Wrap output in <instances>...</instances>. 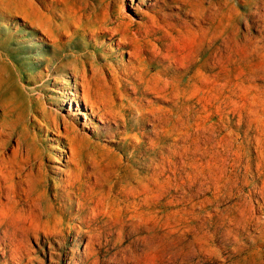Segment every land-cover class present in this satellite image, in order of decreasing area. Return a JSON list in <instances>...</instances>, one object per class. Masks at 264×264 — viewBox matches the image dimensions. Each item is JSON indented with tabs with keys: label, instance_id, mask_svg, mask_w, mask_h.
Instances as JSON below:
<instances>
[{
	"label": "rangeland",
	"instance_id": "rangeland-1",
	"mask_svg": "<svg viewBox=\"0 0 264 264\" xmlns=\"http://www.w3.org/2000/svg\"><path fill=\"white\" fill-rule=\"evenodd\" d=\"M198 1L211 23L213 35L218 36L219 30H224L223 43L218 39L211 49L221 47L224 58L220 61L215 56L210 58L206 72L201 61L207 54L199 53V60L188 75L190 83L181 87L179 116L165 119L159 156L153 154V136L150 140L136 138L142 143L133 147L129 141L124 144L123 134L96 139L90 132H82L91 121L86 120L89 111L83 108L78 113L77 104L70 101L73 80L65 77V72L50 77L67 81L69 87L62 90V95L55 92V86H44L45 97L65 102L45 106L61 116L77 113L78 130L87 139L74 147L72 163L82 168V175L73 191L79 190L111 219L98 223L101 242L96 249L100 253L98 264H106L107 255L114 253L129 256L132 264H143L144 251L159 250L175 252L180 264H264V0ZM124 2L133 15L136 9L145 10L144 3L138 0L133 1L132 8L130 0ZM39 3L0 0V8L13 11L9 17L16 23L12 26V22L0 18V39L7 33L11 47L19 48L18 67L24 71V80L36 71L46 75L43 66L25 62L27 57L39 53L27 51L36 44L28 20L41 14L39 18L58 24ZM54 9L65 13L61 4ZM235 31L240 34L237 45L233 42ZM166 41L178 67H187L191 51ZM2 65L0 145L6 142V156L11 155L19 139L29 144L33 152L43 150L49 156L45 163L54 172L50 175L55 177L56 169L64 168L69 150L55 141L54 136L25 126L26 93L22 87L29 88L26 83H17ZM36 94L33 93L34 97ZM162 106L167 108L169 104ZM4 111H8L7 116ZM84 112L85 119L80 115ZM125 114V122L132 128L134 113ZM121 128L118 127L120 132L125 131ZM126 132L139 137L137 130ZM156 161L160 162L158 188L153 180ZM89 174L94 177L90 179ZM144 177L141 185L139 180ZM51 187L53 193V183ZM75 235L74 230L65 228L60 237L47 235L44 239L41 235L38 242L31 241L33 254L30 253L27 264L73 263L77 259ZM3 262L0 252V264Z\"/></svg>",
	"mask_w": 264,
	"mask_h": 264
},
{
	"label": "bare ground",
	"instance_id": "bare-ground-1",
	"mask_svg": "<svg viewBox=\"0 0 264 264\" xmlns=\"http://www.w3.org/2000/svg\"><path fill=\"white\" fill-rule=\"evenodd\" d=\"M133 1L130 0V8ZM138 2L144 3L145 10L136 9L134 15L127 11L124 0H50L49 3H39L51 18L58 20V24L39 18L41 14L28 20L30 35L36 44L27 51L38 50L39 53L36 57H27L25 62L43 66L45 76L36 71L24 80V71L18 67L21 66L19 48L11 47L7 33L0 39V63L17 83H26L29 88L22 87L26 93L23 99L27 118L25 113L24 118L28 124L25 126L54 136L55 141L69 150L64 168H57L53 177L50 175L53 170L45 163L49 156L43 150L33 152L29 144L19 139L11 155L6 156V142L0 145V252L4 264H27L32 253L31 241L38 242L41 235L44 239L47 235L60 237L65 228H71L76 234L74 254L78 262L76 259L71 264H98L100 253L96 249L101 245L98 223L111 221L108 215L99 211L98 205L87 200V196L79 190L73 191L82 175V168L72 163L74 147L87 139L78 130L77 113L61 116L45 106L64 102V99L45 97V85L55 86L59 95L69 87L67 81L50 78L52 75L65 72V77L73 80L70 101L77 104V112L83 108L86 112L88 110L86 120H91L82 132H90L96 139L123 134L124 144L129 141L133 147L142 143L136 138L150 140L153 136V154L159 156L165 119L179 116L181 87L190 83L188 75L199 60V53L207 54L201 61L206 72L210 58L215 56L219 61L224 58L221 47L211 50L218 39L223 43L224 30L220 29L218 36L213 35L211 23L198 0ZM57 4L63 5L65 13L62 9H54ZM11 12L1 7L0 18L4 17L16 26L9 17ZM239 38V32L235 31V45ZM167 39L177 48L191 51L192 59L187 67H178L169 53ZM107 43L109 45L103 49ZM34 92H38L37 97ZM162 104L169 106L164 108ZM127 111L134 113L132 128L125 122ZM7 114L8 111H4V116ZM85 114L80 115L85 119ZM119 126L125 131L120 132ZM147 126L150 127L148 131ZM127 130H137L139 137L129 135ZM51 137L49 139L53 140ZM153 168L156 172L153 180L158 188L160 162L156 161ZM88 177L91 179L94 174ZM145 180V177L139 180L141 185ZM51 183L53 193L50 192ZM176 257L175 252L168 250L144 251L143 264H180ZM106 258V264H132L131 258L123 253L107 255Z\"/></svg>",
	"mask_w": 264,
	"mask_h": 264
}]
</instances>
